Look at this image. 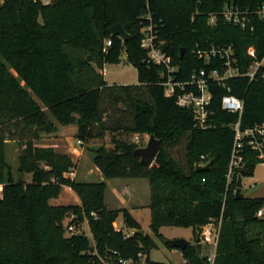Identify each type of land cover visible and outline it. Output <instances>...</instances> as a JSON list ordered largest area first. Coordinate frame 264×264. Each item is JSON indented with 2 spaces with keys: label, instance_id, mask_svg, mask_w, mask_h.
Listing matches in <instances>:
<instances>
[{
  "label": "trees",
  "instance_id": "trees-1",
  "mask_svg": "<svg viewBox=\"0 0 264 264\" xmlns=\"http://www.w3.org/2000/svg\"><path fill=\"white\" fill-rule=\"evenodd\" d=\"M229 4L250 12L246 27L224 20ZM262 6L264 0H0V264H121L120 259L167 264L150 257L158 248L155 238H164L163 226H191L193 241L181 250L186 264H209L198 231L212 221L221 222L215 264H264V219L257 216L264 197L234 193L238 177L253 175L264 162L258 150L245 147L244 162L226 190L232 125L239 119L243 128L264 124V64L252 80L248 75L264 60V18L257 13ZM211 14L216 15L213 24ZM116 23L125 26L130 40L109 32ZM149 26L155 44L178 66L176 80L187 81L201 69L237 71L224 84L211 81L208 128L197 127L193 111L178 104L180 90L165 94L163 67L142 45V29ZM229 47L230 66L224 55L206 60L195 52ZM123 54L137 69L135 85L104 79V65L119 63ZM228 93L244 99L241 117L223 109ZM107 104L131 110L110 118ZM56 123L76 126V139L92 151L104 180H77L70 175L76 163L68 153L37 144L44 133L58 131ZM136 133L162 140L152 166L133 153L141 146ZM97 139L109 143L93 146ZM10 140L19 141V170L30 173V180L14 179L5 158ZM178 145L184 146L182 160L172 153ZM202 155L212 165L197 172ZM110 178L149 179L152 234H126L115 226L122 213L125 227L142 228L127 208L107 207ZM63 186L77 194L80 205L50 203ZM70 212L77 222H88L93 243L85 233L64 235ZM140 252L144 263L138 261Z\"/></svg>",
  "mask_w": 264,
  "mask_h": 264
},
{
  "label": "built area",
  "instance_id": "built-area-1",
  "mask_svg": "<svg viewBox=\"0 0 264 264\" xmlns=\"http://www.w3.org/2000/svg\"><path fill=\"white\" fill-rule=\"evenodd\" d=\"M257 13L264 18V6L257 10ZM223 18L225 21L240 25L241 27H246L250 21L248 11H242L238 7L231 4L226 5L222 11ZM216 15L211 14L209 19L210 23L215 22ZM143 39L142 45L147 48L149 58L151 61L162 65L163 76H167L163 84L165 86V94L167 96H172L177 90L181 92L177 95V102L183 107L190 108L193 111L196 126L202 129H206L211 126L209 122L210 109L209 105L212 99V93L209 89L211 81H217L224 84V80L230 77L236 76L238 73L235 69L229 67L226 72L221 74L219 70H212L209 74L205 69L199 71H194L191 78L187 81H179L174 77V72L178 70V66L174 63L172 57L168 55L165 51L161 49L160 46L156 45L154 42L155 35L153 34L152 27H145L142 29ZM112 41L109 39L106 41V47L111 46ZM196 54L200 58L206 60L211 59L212 55L220 54L221 56H226L228 58L227 64L230 66V53L231 47L227 49H216L211 50H195ZM249 54L254 55V49L251 47L248 49ZM263 62V61H262ZM261 63H257L251 72L248 73L251 80L254 78L255 73ZM222 107L223 109L231 112L241 114L244 110V99L234 95L225 94L222 97ZM235 132L233 149L230 158V163L227 173V184L226 190L228 191L233 182V178L236 174V170L240 168L244 162L243 152L245 147H249L252 150H258L259 156L264 158L263 148H264V124H255L253 126L241 127L240 119L232 125ZM137 140V139H136ZM79 146L82 145V141L77 140ZM208 161L204 155L201 156V163L206 164ZM70 175L74 177V171L70 172ZM237 188H234V193H236ZM94 216L96 214L92 213ZM257 216L264 219V207H261L257 211ZM221 222L216 223L212 221L204 225L199 231L200 243L203 245L202 255L206 257L209 264H215V259L217 256V247L219 241ZM69 235L73 233H81L80 231H74V225H68ZM146 255L144 253L138 254V261L144 263ZM121 264H130L129 260L120 259Z\"/></svg>",
  "mask_w": 264,
  "mask_h": 264
},
{
  "label": "rangeland",
  "instance_id": "rangeland-1",
  "mask_svg": "<svg viewBox=\"0 0 264 264\" xmlns=\"http://www.w3.org/2000/svg\"><path fill=\"white\" fill-rule=\"evenodd\" d=\"M43 2H47V0H42ZM261 64H264L262 62ZM104 79L109 84H117V85H135L138 83V73L136 67L129 63L126 59V55L123 54L121 57V61L119 63H106L104 65V69L102 70ZM33 97L39 101L37 96L32 92ZM145 96H147L145 94ZM41 104V102H40ZM42 105V104H41ZM43 106V105H42ZM122 106V105H121ZM106 107L108 108V114L110 118H119L123 115L128 116L129 112L131 110L130 107H126L125 110L118 108L117 106L107 104ZM57 124V123H56ZM58 125V129H61L60 132L64 133V137H71L73 140V144L70 145L65 139L62 141V137L56 136L53 133L46 134L44 133L42 135V138L37 141V144L39 146H51L54 147L58 152L62 153H72L73 147H83L84 153H86V164L85 163H79L76 168H74V177L77 180H92V181H99V176L96 173L88 174V171L90 169H95V165L93 161L90 159V154L92 155V151L87 147V145L78 146L77 145V139L72 134L71 129L76 127L74 124L71 125ZM14 128V129H13ZM10 129L15 132V137H19L18 135H21L20 133H17L18 130L14 126H11ZM7 133V132H6ZM24 135H27L26 132ZM7 136V134H6ZM134 138V137H133ZM150 138V135L147 133H136L135 134V140L141 144V146H146L148 143V140ZM17 139V138H16ZM63 142V143H62ZM65 142V143H64ZM93 146H99L102 143H109V139L104 140H94ZM53 144V145H52ZM172 153L175 155V157L178 160H182L183 154H184V146L178 145L174 148H172ZM20 154H21V145L18 140H10L7 143L6 150H5V158L8 162V165L10 166V169L12 171L14 179L23 178L25 180L31 179V174L26 173L19 170V166L21 165L20 161ZM74 156V155H73ZM75 157V156H74ZM76 159V158H75ZM97 172V171H96ZM103 180V179H102ZM113 180H121L120 182H127V183H133L137 182V180H141L140 178H118V179H110V190L113 189ZM147 180V179H145ZM148 182V180H147ZM67 191V192H66ZM242 192L246 196H252V197H264V162L259 163L254 172L253 175L247 176L243 178V188ZM1 194V193H0ZM77 194L71 190H64L57 198H53L50 200V203L54 206H62V205H72L75 206V198ZM109 196V195H108ZM126 197V196H124ZM79 198V197H78ZM110 201V199H109ZM136 201H138V204H142V206H139V208H134L133 210L136 212V214L139 217V220L142 224V226L146 229V231L150 234V209L147 207L146 204L150 202V187L148 185V188L144 189L142 188L141 193L137 196ZM135 201L134 204H137ZM134 202V201H133ZM264 207V206H263ZM132 210V209H130ZM77 215L74 212H70L69 216L64 220L63 226L65 228L64 235L69 236L68 232V225H74V231H80L81 233H85L89 239L93 243L92 234L90 232L89 227L87 226V222H77ZM117 225L118 227H123L124 225V219L123 214L120 213L119 217L117 218ZM80 223V224H79ZM160 233L163 237L155 238V241L158 244V248L151 249L150 251V257L152 260L160 261V262H166L167 264H186V261L183 257L182 251L178 248H172L167 245L165 242L168 239H173L177 237H184L188 239L190 242L193 241V229L191 226L186 227H178V226H163L160 229ZM109 264V263H108Z\"/></svg>",
  "mask_w": 264,
  "mask_h": 264
},
{
  "label": "crops",
  "instance_id": "crops-1",
  "mask_svg": "<svg viewBox=\"0 0 264 264\" xmlns=\"http://www.w3.org/2000/svg\"><path fill=\"white\" fill-rule=\"evenodd\" d=\"M263 62H264V60H263ZM60 130L61 129H58V131L56 133H53V134L56 135V136L62 137V138H60V139H62V141L65 139L70 145H72L73 144V140L71 139V137H67V136L64 137V133L60 132ZM76 130H77V128L74 127L73 129H71L70 132H72V134H74V136H75ZM84 152L85 151H84L83 147H80V148L73 147L72 148V153L71 154H69L70 152L68 153L70 155V157L72 158V160L76 163V167L78 166L79 163H85L86 164V158H87L86 155L87 154L84 153ZM90 157H91L90 159L92 160V155L91 154H90ZM93 173H96L99 176V180H102V179L104 180L102 172L100 171V169L96 165H95V169H90L88 171V174H93ZM110 179H115V178H110ZM110 179H106L107 188H106V192H105V202H106L107 207L110 208V209L127 208L132 213V215L138 220V222L140 223L141 227L145 230V232H147L146 229L142 226L138 215L136 214V212L133 209L134 208L136 209V208H139V206H142V204H140V203L138 204V201H136V198L141 193L142 188L146 189V188H148V185L150 187L149 179L148 178H140L141 180H137V182H133V183H131V182L130 183L120 182L121 180H113L114 182L111 183V184L114 183V185L112 186L113 187L112 191L110 190V186H109ZM116 179H118V178H116ZM145 179H147L148 182ZM85 181H92V180H85ZM64 188H65V190L66 189L67 190L68 189L71 190L72 193H73V190L70 187L63 186L62 191L64 190ZM2 189H3V184H0V193H1L0 197H2ZM124 196H126V197H124ZM109 199H110V201H109ZM75 200H76V202H75L76 205H80L81 204V201H80V199L78 197L75 198ZM135 201L137 202V204L132 205V204L135 203ZM149 203L146 204L147 207H149ZM130 209H132V210H130ZM87 224H88V222H87ZM115 225H117V221L115 222ZM87 226L89 227V225H87ZM116 227L118 229H122L126 234L131 232V229H128L127 227H125V225H123V227H121V228L118 227V226H116Z\"/></svg>",
  "mask_w": 264,
  "mask_h": 264
},
{
  "label": "water",
  "instance_id": "water-1",
  "mask_svg": "<svg viewBox=\"0 0 264 264\" xmlns=\"http://www.w3.org/2000/svg\"><path fill=\"white\" fill-rule=\"evenodd\" d=\"M109 32L112 35H118L122 39L123 42H127L131 39L130 33L127 31L124 25L121 23H116L109 28ZM162 148V140L157 138L154 134L150 135L148 143L146 146H140L136 148L133 153L134 155L140 157L142 163L147 166H152ZM212 160L208 161L206 164L196 163L195 170L197 172H204L208 171L211 168ZM243 188V179L242 176L238 177L237 180V190H236V197L237 198H244L245 194L242 192ZM132 233H139L145 234V230L143 228L139 229H131ZM168 244L173 246L174 248H178L183 250L189 244V240L184 237H177L173 239L166 240Z\"/></svg>",
  "mask_w": 264,
  "mask_h": 264
}]
</instances>
